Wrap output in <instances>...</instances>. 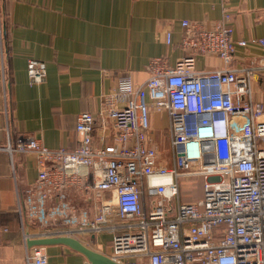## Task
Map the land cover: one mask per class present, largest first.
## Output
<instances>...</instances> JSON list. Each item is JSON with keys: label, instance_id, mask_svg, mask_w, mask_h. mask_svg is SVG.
<instances>
[{"label": "built area", "instance_id": "1", "mask_svg": "<svg viewBox=\"0 0 264 264\" xmlns=\"http://www.w3.org/2000/svg\"><path fill=\"white\" fill-rule=\"evenodd\" d=\"M181 23V46L192 53L174 65L152 58L143 84L119 75L97 114L77 115L78 147L52 149L25 133L0 145L12 158L33 152L38 161L34 182L18 190L26 244L65 235L92 247L107 233L109 256L120 264H264V105L252 100L264 58L231 64L237 45L264 40L234 39L227 10L215 27ZM198 54L216 55L226 66L197 70ZM27 73L31 83H42L46 63L28 58ZM151 105L168 112L171 164L154 144ZM105 115L115 140L95 146V122ZM194 177L203 179L201 197L181 201V185ZM47 262L45 246L29 247L26 264Z\"/></svg>", "mask_w": 264, "mask_h": 264}, {"label": "crops", "instance_id": "2", "mask_svg": "<svg viewBox=\"0 0 264 264\" xmlns=\"http://www.w3.org/2000/svg\"><path fill=\"white\" fill-rule=\"evenodd\" d=\"M232 14L234 39L264 40V0H0V145L9 137L34 135L56 149L79 146L77 115L97 114L103 98L129 74L136 84L150 77L148 64L157 56L170 64L192 52L181 46V21L215 27L224 11ZM172 32L167 43L166 32ZM28 58L44 61L46 79L31 83ZM264 58V44L236 46L232 65L243 67ZM226 66L218 56L198 54L195 68L213 71ZM252 100L264 105V72L252 82ZM149 102L150 99L147 98ZM124 96L118 102L125 105ZM154 144H169L170 118L165 109L150 106ZM111 117H98L95 146L113 143ZM39 165L33 152L0 148V264H26L28 244L17 212L18 190L33 183ZM72 200L84 205L80 196ZM109 234L97 236L92 248L109 255ZM46 264H91L63 244L45 246Z\"/></svg>", "mask_w": 264, "mask_h": 264}, {"label": "water", "instance_id": "3", "mask_svg": "<svg viewBox=\"0 0 264 264\" xmlns=\"http://www.w3.org/2000/svg\"><path fill=\"white\" fill-rule=\"evenodd\" d=\"M26 228H28V224L26 225ZM27 244L29 247L33 245L47 246L52 244H63L75 251L82 253L91 264H120L112 259L109 255L86 245L77 237L61 235L33 238L29 239Z\"/></svg>", "mask_w": 264, "mask_h": 264}, {"label": "rangeland", "instance_id": "4", "mask_svg": "<svg viewBox=\"0 0 264 264\" xmlns=\"http://www.w3.org/2000/svg\"><path fill=\"white\" fill-rule=\"evenodd\" d=\"M159 156L163 163H166V164L172 163L173 158H172L171 150L169 148L168 143H166V145H162L159 147ZM202 181L203 179L201 177H196V178L194 177V178H191L190 181H186L185 183H183L184 185L182 187L186 191H189L190 192L189 194L193 195L190 197L199 199L202 194ZM194 184L200 187L201 192L194 186ZM107 241L108 239L106 240V242Z\"/></svg>", "mask_w": 264, "mask_h": 264}, {"label": "trees", "instance_id": "5", "mask_svg": "<svg viewBox=\"0 0 264 264\" xmlns=\"http://www.w3.org/2000/svg\"><path fill=\"white\" fill-rule=\"evenodd\" d=\"M183 185L184 184H182L181 188H180V200L181 201H194V200H197L195 198L190 197V196H193V195L189 194L190 193L189 191H186L185 189H183V187H182ZM194 186L200 191V187L198 185L194 184ZM202 188H203V181H202Z\"/></svg>", "mask_w": 264, "mask_h": 264}, {"label": "bare ground", "instance_id": "6", "mask_svg": "<svg viewBox=\"0 0 264 264\" xmlns=\"http://www.w3.org/2000/svg\"><path fill=\"white\" fill-rule=\"evenodd\" d=\"M158 181H164V180H158Z\"/></svg>", "mask_w": 264, "mask_h": 264}]
</instances>
